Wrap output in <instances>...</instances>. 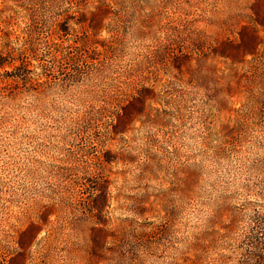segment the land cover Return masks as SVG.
Segmentation results:
<instances>
[{"label":"rangeland","instance_id":"rangeland-1","mask_svg":"<svg viewBox=\"0 0 264 264\" xmlns=\"http://www.w3.org/2000/svg\"><path fill=\"white\" fill-rule=\"evenodd\" d=\"M0 264H264V0H0Z\"/></svg>","mask_w":264,"mask_h":264}]
</instances>
